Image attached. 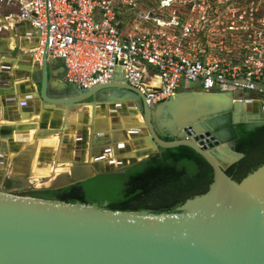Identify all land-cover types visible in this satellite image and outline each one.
<instances>
[{"label": "water", "instance_id": "1", "mask_svg": "<svg viewBox=\"0 0 264 264\" xmlns=\"http://www.w3.org/2000/svg\"><path fill=\"white\" fill-rule=\"evenodd\" d=\"M27 34L33 37V44L19 47L21 52L14 58H1L0 99L4 106L17 103L14 83L21 82L18 88L22 93V81L30 79L34 67L39 66L38 88L32 95L35 109L27 107L30 97L24 96L18 101L22 114L13 109L1 119L17 122L38 117L37 120L46 122L42 110L51 106L53 115L47 123L64 133L70 125L69 112L84 109L80 116L86 127L77 130V140L84 143L88 130H93L104 146L97 149L79 144L81 148L75 149L72 158L60 159L68 166L50 172V179L36 186L31 169L23 174L7 172L6 166L17 159L9 158L8 153L16 152L17 147H10L13 151L8 152L5 142H0V264H264V163L236 182L224 172L243 157L231 149L233 142L221 143L210 131L199 132L190 124L177 122L171 132L175 139L162 140L153 123L154 108L147 106L142 92L124 80L89 89L68 85L70 95L50 97L46 50L40 62L34 58L40 31L30 29ZM104 89L126 92L131 98L128 111H120L118 103L108 113L101 111V118H97L100 104L95 95ZM227 96L232 123L264 122L259 104ZM208 107L211 117L226 111L212 103ZM108 115L112 118L111 132L105 130L104 124L97 125L99 119ZM45 125L40 124L39 128ZM14 132L19 136L18 143L26 141L27 131ZM3 134L0 132V136ZM177 146H187L199 154L213 175L205 192L184 200L174 213L110 211L10 194L25 189L67 187L96 174L122 171L159 148Z\"/></svg>", "mask_w": 264, "mask_h": 264}, {"label": "built area", "instance_id": "2", "mask_svg": "<svg viewBox=\"0 0 264 264\" xmlns=\"http://www.w3.org/2000/svg\"><path fill=\"white\" fill-rule=\"evenodd\" d=\"M40 31V62L89 89L124 80L148 107L194 91L256 102L264 116V0H0Z\"/></svg>", "mask_w": 264, "mask_h": 264}, {"label": "trees", "instance_id": "3", "mask_svg": "<svg viewBox=\"0 0 264 264\" xmlns=\"http://www.w3.org/2000/svg\"><path fill=\"white\" fill-rule=\"evenodd\" d=\"M210 133L243 157L224 170L239 182L264 163V122L232 123L230 113L210 120ZM159 137L172 141L166 133ZM209 164L187 146L158 149L119 172L96 174L60 189L28 190L30 197L100 207L110 211L174 213L184 200L206 191L212 180Z\"/></svg>", "mask_w": 264, "mask_h": 264}, {"label": "crops", "instance_id": "4", "mask_svg": "<svg viewBox=\"0 0 264 264\" xmlns=\"http://www.w3.org/2000/svg\"><path fill=\"white\" fill-rule=\"evenodd\" d=\"M14 15H15V8L6 7V6L0 7V64L2 61L1 58H7L5 57L6 56L5 54L11 51L15 47V45L22 47V46H30L31 44H33L32 43L33 37L29 36L27 33L30 31V29H34V28L26 22L18 21ZM55 63H59L61 66V63L58 60L51 58L47 59V69H48L49 78L51 73L55 72V69H53L54 71L51 70L52 65H54ZM62 78H63V70H62ZM39 79H40V72H39V67L37 66L35 69H33L32 77L30 79H27L26 81H22L23 84L22 93H20L18 88L21 82L14 83V87H15L14 96L16 98L17 103H15L14 105L4 106L0 99V132L4 133L2 136H0V142L2 141L5 142L4 149L7 150L8 152L13 151V149L11 150L10 147L12 148L17 147L16 152L8 153L9 158H13V159L17 158V159L16 161L14 159L12 165L10 164L6 166L7 172L10 171L16 174L25 173L29 169L31 170L34 169L36 167V163H38L41 160L43 162L41 164L44 165V167L47 166L48 170L50 171H57L59 169L61 170V168H65V166L68 165L66 164V162H62L60 159L65 160L68 158H72L74 156L75 149H80L81 144H84L86 148H97V149L102 148L104 146L103 145L104 141L101 138H96L95 132L93 130L91 131L88 130V134L86 135V141H84V143L83 141L77 140L78 139L77 130L86 126L83 123V120H79L76 115L84 112V109H75L69 112L67 121L70 123V125L68 126V128L65 129L64 133H60L58 129H53L48 125L49 123H47V121H49V117L53 115L52 111L49 110L51 106L49 107L46 106L47 109H43L44 120L46 119V122L44 121L42 122V120H37L38 117H33L30 121H25L27 122V124H22L24 122L23 120H19L17 122L12 121L9 123V121L1 119V116H3V114L8 116L9 111L13 109H17L19 115H21L22 111L18 105V101L20 98H23L24 96L30 97L27 102V107L30 109H35V106L33 105L34 99L32 95L34 91H36L38 88ZM51 90H52L51 86H49L47 90L48 95L50 97H56L55 95L52 94L53 91L51 92ZM62 91H63L62 92L63 95H60L58 97L68 96L71 94V90L67 88V86L62 88ZM115 93L118 94V90H114V92L100 91L95 95V100L100 104V106L98 107L99 114L96 115L97 118H101L100 115L101 111L108 113L114 107V105L118 103L121 104L120 106H118L120 108V109L118 108L120 111L122 112L128 111L127 106L129 102H131V98L127 97L126 99H123L121 101L120 100L110 101V99L112 100L113 96L116 95ZM116 114L119 116L118 112ZM99 120L100 121H98L97 123L98 126L104 124L105 130L109 132L112 131L111 130L112 118L110 117V115H108L107 117H103V119H99ZM40 124H44V125L46 124V125L44 128H39ZM59 124L57 125L56 128H59ZM22 126L23 127L34 126V129L28 130L30 134L33 132L32 134L33 136L30 141L24 143H20V142L18 143L19 136L15 134L14 129L17 130ZM98 130H102V129L98 128ZM8 132L10 133V135H8L9 134ZM45 141L46 142L50 141L52 145H50V147L40 148V145L44 144ZM58 147L60 148V150H58ZM43 148H49V149L44 150ZM0 150L3 149L1 148ZM63 150L65 152H63ZM38 152H43L46 154L39 155ZM60 152L63 153L61 154ZM44 156L46 160L44 159ZM60 156H62V158ZM37 157H40L38 159L39 161H36ZM53 159L56 164L52 162ZM44 161H46V163Z\"/></svg>", "mask_w": 264, "mask_h": 264}, {"label": "rangeland", "instance_id": "5", "mask_svg": "<svg viewBox=\"0 0 264 264\" xmlns=\"http://www.w3.org/2000/svg\"><path fill=\"white\" fill-rule=\"evenodd\" d=\"M12 41H13V39H12ZM12 48H13V45H12ZM20 52L21 51L19 49V46L15 45V47L13 48L12 51H9L5 54L6 55L5 57L14 58ZM53 69H55V72L54 73L52 72L50 75L49 86H51V89H52L51 92L53 91L52 94L55 95L56 97H58L60 95H63L62 88H64L65 86H68V85H66L63 82V78H62V70L63 69L61 68L60 64L55 63L54 65H52L51 70H53ZM194 90H195V87L193 84L186 85V83H184V82L180 84V87L175 94L176 96L173 98H181V97L187 95V96H190V99H191L188 102L186 108L180 112L178 111V112H172L171 113L168 110L171 100L170 101L166 100L164 102H161L157 106H155L154 109H152L153 123H154L157 131H159V133H162L164 131V132L169 133L171 135V132L174 131L176 128L175 122H177L179 125L190 124L196 131H199V132L208 131V127L211 125L210 121H209V118L211 116H208L209 114L207 112L209 111L208 103L211 104V102H205V101L197 102L196 101L197 97H201V96H205V95H203L202 93L200 94ZM101 91H103V92H114V89H104ZM192 96L194 99L192 98ZM127 97H128V94L126 92L118 91V94L114 95L113 99L112 100L110 99V101H116V100L121 101L123 99H126ZM226 99H227V105L224 104V105H222L220 107H216V108H219V109L225 108L226 111H229L230 110L229 109V100H228L227 95H226ZM230 101H231V99H230ZM202 108H205V110L200 111V109H202ZM231 113H232V111H231ZM238 118H240V114L238 115ZM178 136H181L180 133H178ZM150 155H152V154H149L148 156H150ZM146 158H143L142 160H144ZM225 165L226 164L223 163V166H225ZM19 174H23V173H19ZM40 177H42V176H40ZM49 179H50V177L41 178V179H39V183L34 182L33 185H36V184H39L38 186L43 185ZM28 190L29 189H25L22 191H12V192H10V194L16 195V196L30 197L27 193Z\"/></svg>", "mask_w": 264, "mask_h": 264}, {"label": "bare ground", "instance_id": "6", "mask_svg": "<svg viewBox=\"0 0 264 264\" xmlns=\"http://www.w3.org/2000/svg\"><path fill=\"white\" fill-rule=\"evenodd\" d=\"M11 24V23H10ZM36 67H34V69H35ZM192 98H193V96H192ZM194 99V98H193ZM191 99H190V96H183V97H181V98H173L172 100H171V102H170V105H169V108H168V110L172 113V112H180V111H182V110H184L185 108H186V106H187V104H188V102L190 101ZM229 100V99H228ZM196 101L197 102H200V101H205V102H211L215 107H220V106H222V105H224V104H227V99H226V95H205V96H201V97H197L196 98ZM238 107V106H237ZM119 108V107H118ZM43 111V110H42ZM52 114V113H51ZM177 115V114H176ZM77 116V118L79 119V120H84L83 119V117H81L80 116V114H78V115H76ZM175 117V116H174ZM50 118V117H49ZM137 118H138V120H140L139 119V117L137 116ZM23 122V121H22ZM43 122V121H42ZM10 123V122H9ZM37 123V122H36ZM6 124V123H5ZM18 124V123H17ZM19 124H21V123H19ZM22 124H27V122H23ZM37 126V125H36ZM11 127V126H10ZM26 129H28V130H30V129H34V126H28V127H26V126H22V127H20L19 128V130L20 131H22V132H28V130H26ZM37 129V128H36ZM33 134V132L30 134L29 132L27 133V138H26V141L25 142H27V141H30L31 140V138H32V135ZM8 138V137H7ZM6 139V138H5ZM37 142V141H36ZM34 145V144H33ZM50 145H52V143L50 142V141H48V142H44V144H41L40 145V148H42V147H50ZM23 146H24V144H23ZM21 147V146H20ZM32 147V146H31ZM22 148V147H21ZM44 150H48L49 148H43ZM20 150V149H19ZM19 152V151H18ZM17 152V153H18ZM38 154L39 155H41V154H46V153H43V152H38ZM40 157H37L36 159V161H39L38 159H39ZM44 159L46 160V158H45V156H44ZM31 161V160H30ZM21 162H23V161H21ZM45 163H46V161H44ZM50 162V161H49ZM20 163V162H19ZM35 163V162H34ZM41 163H43L42 162V160L41 161H39L38 163H36V167L34 168V169H32L31 170V172H30V175H31V178L35 181V182H37V183H39V179H41V178H48L49 177V175H50V172H59V171H61L60 169L59 170H57V171H50V170H48V167L47 166H45L44 167V165H42ZM16 174V173H15ZM19 174V173H18ZM40 176H42V177H40ZM39 184H36V186H38Z\"/></svg>", "mask_w": 264, "mask_h": 264}, {"label": "flooded vegetation", "instance_id": "7", "mask_svg": "<svg viewBox=\"0 0 264 264\" xmlns=\"http://www.w3.org/2000/svg\"><path fill=\"white\" fill-rule=\"evenodd\" d=\"M231 109L229 110V111H222V112H220L219 114H217L216 116H212V117H210L209 118V121L211 120V119H214V118H216V120L217 121H219V119H221V116L222 115H224V114H226V113H230V115H231ZM208 131H210V126L208 127ZM156 132L158 133V135H160V136H163V135H165L166 134V132H162V133H159V131H157V129H156ZM226 167V166H225Z\"/></svg>", "mask_w": 264, "mask_h": 264}]
</instances>
